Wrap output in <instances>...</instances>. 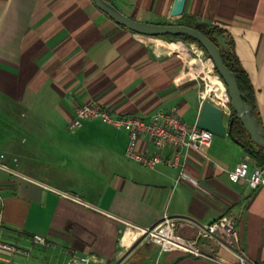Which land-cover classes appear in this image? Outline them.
Returning <instances> with one entry per match:
<instances>
[{"label": "crops", "instance_id": "1", "mask_svg": "<svg viewBox=\"0 0 264 264\" xmlns=\"http://www.w3.org/2000/svg\"><path fill=\"white\" fill-rule=\"evenodd\" d=\"M109 2L141 21L226 30L218 41H234L264 128V0H186L181 15L172 14L175 0ZM190 43L136 33L93 0H0V154L8 167L0 168V233L26 250L2 253L5 264H69L75 256L91 257L89 264L236 263L221 248L214 259L141 242V229L165 215L206 224L224 214L237 218L243 254L264 263V186L229 179L248 157L230 134H214L208 157L189 152L193 184L178 179L176 167L130 158L125 129L100 118L72 127L77 107L93 102L114 117L175 109L197 124L205 99ZM181 232L194 237L197 229Z\"/></svg>", "mask_w": 264, "mask_h": 264}, {"label": "built area", "instance_id": "2", "mask_svg": "<svg viewBox=\"0 0 264 264\" xmlns=\"http://www.w3.org/2000/svg\"><path fill=\"white\" fill-rule=\"evenodd\" d=\"M174 44L177 47H183L189 42L176 39ZM201 53L204 54V51L202 50ZM200 55L197 54L191 58L189 64L192 68L194 67L196 76L204 79L205 76H200V73L196 71L200 68L199 62H202ZM207 59L208 64L212 65V72H214L215 65L211 57L207 56ZM217 75L219 76V74ZM207 96L209 94H203L204 99ZM228 101L226 104L219 103V105L224 107L226 115L231 116L232 110ZM86 118H100L116 128L127 130L129 134L127 154L133 160L151 168L160 163L168 164L179 169L178 179H186L193 184H198V180L187 171L189 152L195 151L204 157H208L207 150L212 144L214 133L199 127L197 124H189L177 114L175 109L160 110L148 119L134 115L114 117L99 103L93 102L77 107L72 127H80L82 120ZM140 139H147L150 146L145 150H139L137 144ZM2 158L3 156L0 154V168L8 169ZM228 176L232 182L245 181L254 189L264 186V166L258 165L256 162L252 165L249 154L245 160L229 170ZM1 200L0 195V226L3 216ZM236 221V216L232 214H224L206 224L196 223L188 217L165 215L162 221L154 227L141 229L143 236L141 242L147 240L159 244L161 250H178L198 257L210 258H214L211 255L216 251V248H221L237 258L236 263L222 260L224 264H258L243 254L240 248V235ZM185 226L197 229L194 237H188L181 232ZM33 239L37 243L46 242L45 238L40 235H34ZM25 252L26 250L17 244L4 240L0 233V264H5V260L1 256L2 253ZM90 259L91 257L75 256L69 264H89Z\"/></svg>", "mask_w": 264, "mask_h": 264}, {"label": "water", "instance_id": "3", "mask_svg": "<svg viewBox=\"0 0 264 264\" xmlns=\"http://www.w3.org/2000/svg\"><path fill=\"white\" fill-rule=\"evenodd\" d=\"M97 7L111 19L126 28L146 36L182 35L199 42L211 57L219 76L226 85V91L231 106V117L226 122V111L223 106L209 95L203 101L197 125L214 134L224 136L231 133L235 118L239 119L248 132L250 140L256 146L264 149V128L254 112L250 101L243 95L237 78L225 64L220 47L204 32L185 24L151 23L131 18L122 13L115 5L107 0H93ZM186 0H175L173 15H181ZM151 242V241H150ZM156 244V243H155ZM160 248L159 244H156Z\"/></svg>", "mask_w": 264, "mask_h": 264}, {"label": "trees", "instance_id": "4", "mask_svg": "<svg viewBox=\"0 0 264 264\" xmlns=\"http://www.w3.org/2000/svg\"><path fill=\"white\" fill-rule=\"evenodd\" d=\"M107 1H109V0H107ZM182 24H185V25H188L191 27H195V28L201 30L207 36H209L220 47V50H221L225 64L228 66V68L232 72H234L243 95L245 96V98H247L250 101V103L252 104V106L254 108V112L259 119V115L256 111L255 91H254V88L252 86L251 80H250L246 70L244 69V67H243V65L239 59V56L236 52L234 41L232 39H228V41L226 42V46H224V47L221 46L219 41H218L219 36H228L229 37L227 31L220 28L217 25H211V24L203 23V22L188 21V22H185ZM156 37H164V38H168V39H172V40L180 39L183 41H190V42H194V43L198 44L200 47H202V45L199 42H197L196 40H194L193 38L188 37V36L162 35V36H156ZM203 50L207 53V51L204 48H203ZM259 121H260V119H259ZM230 135L245 149V151L249 154V156L251 158H253L254 161L258 165L264 166V149L256 146L255 144H253L251 142L248 132L244 129L242 122L237 118H235V120L233 122V126L231 129Z\"/></svg>", "mask_w": 264, "mask_h": 264}, {"label": "bare ground", "instance_id": "5", "mask_svg": "<svg viewBox=\"0 0 264 264\" xmlns=\"http://www.w3.org/2000/svg\"><path fill=\"white\" fill-rule=\"evenodd\" d=\"M192 61L194 62V60ZM200 69L203 71L204 76L208 77L211 82L208 84L207 89L204 90V95L211 94L218 103L226 104L228 101V94L223 80L212 72L213 68H211V64L202 63Z\"/></svg>", "mask_w": 264, "mask_h": 264}, {"label": "rangeland", "instance_id": "6", "mask_svg": "<svg viewBox=\"0 0 264 264\" xmlns=\"http://www.w3.org/2000/svg\"><path fill=\"white\" fill-rule=\"evenodd\" d=\"M188 42H189V44H187V46L190 48V44L191 43H190V41H188ZM192 43H194V42H192ZM195 46H196V52L193 53V50H190V52L192 53V56L190 55L191 56L190 59L193 58V57H195L197 54H201L200 55V58H201L202 62H199L200 67H201L202 63H204V64L207 63L208 64L209 61L207 59V56H209V55L198 44H196ZM202 50L204 51V54L201 53ZM211 68H212V65H211ZM193 70H195V69H193ZM196 71H197V73H200V76H204V73H203V71L200 68H199V70L196 69ZM213 73H217L218 74V72L216 71V68L215 67H214V72ZM198 79L200 81V85H201L202 91L206 90L207 87H208V84L211 83L210 80H209V78L208 77H205L204 79H202L201 77H198Z\"/></svg>", "mask_w": 264, "mask_h": 264}]
</instances>
